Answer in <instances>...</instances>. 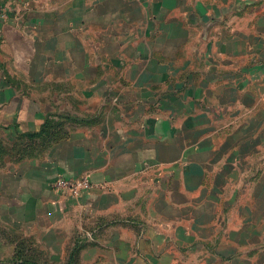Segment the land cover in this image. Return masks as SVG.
<instances>
[{
  "label": "crops",
  "instance_id": "crops-1",
  "mask_svg": "<svg viewBox=\"0 0 264 264\" xmlns=\"http://www.w3.org/2000/svg\"><path fill=\"white\" fill-rule=\"evenodd\" d=\"M1 5L7 258L264 264V0ZM52 115L67 135L12 148ZM60 176L92 187L60 194Z\"/></svg>",
  "mask_w": 264,
  "mask_h": 264
},
{
  "label": "trees",
  "instance_id": "trees-1",
  "mask_svg": "<svg viewBox=\"0 0 264 264\" xmlns=\"http://www.w3.org/2000/svg\"><path fill=\"white\" fill-rule=\"evenodd\" d=\"M59 118V119H57ZM63 119V120H62ZM72 117L68 116H49L44 121L41 129L37 132L26 133L23 136L19 137L20 139H26L27 142L23 143L22 147L19 149V152L32 154H39L42 150L51 146L58 139L63 138L67 129L64 128V121L71 120ZM26 137V138H25ZM18 138V141L20 140ZM38 146L40 147L38 149ZM8 152V148L4 145L3 141L0 139V161L4 154ZM18 251H15V255L11 263L13 264H27L31 262L30 259L34 258V255L31 254V251L26 250V245L24 242H18ZM31 264V263H30Z\"/></svg>",
  "mask_w": 264,
  "mask_h": 264
},
{
  "label": "built area",
  "instance_id": "built-area-1",
  "mask_svg": "<svg viewBox=\"0 0 264 264\" xmlns=\"http://www.w3.org/2000/svg\"><path fill=\"white\" fill-rule=\"evenodd\" d=\"M0 17L8 19V10L2 5L0 6ZM1 33L2 32L0 30V36ZM51 187L60 194H66L72 198H77L82 194L83 191L89 190L92 187V184L85 176L77 178L60 176L51 182Z\"/></svg>",
  "mask_w": 264,
  "mask_h": 264
},
{
  "label": "rangeland",
  "instance_id": "rangeland-1",
  "mask_svg": "<svg viewBox=\"0 0 264 264\" xmlns=\"http://www.w3.org/2000/svg\"><path fill=\"white\" fill-rule=\"evenodd\" d=\"M1 138H2V140H4L3 136H1ZM10 144L12 145V148L15 147L18 150L23 146L22 145V141H16V142H13V143L11 142ZM6 146H7V148H11V147H9L8 143H6ZM39 148L40 147L38 146V149ZM3 227H4L3 225H0V241H2V243H6L7 244V240L9 239V234L3 229ZM1 237L4 238V240ZM18 245L19 244H17V247L15 248L14 251H18L17 250ZM9 253H10V251H8L7 248H6V251H0V264L9 263V262H11L13 260V257H14L15 254L13 255L12 258H7V256H9Z\"/></svg>",
  "mask_w": 264,
  "mask_h": 264
}]
</instances>
